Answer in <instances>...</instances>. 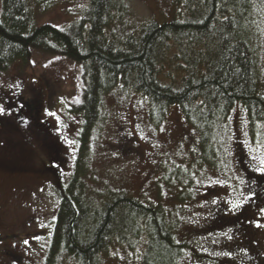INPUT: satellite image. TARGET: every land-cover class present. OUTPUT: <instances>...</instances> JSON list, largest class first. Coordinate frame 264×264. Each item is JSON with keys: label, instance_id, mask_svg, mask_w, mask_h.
I'll list each match as a JSON object with an SVG mask.
<instances>
[{"label": "rangeland", "instance_id": "obj_1", "mask_svg": "<svg viewBox=\"0 0 264 264\" xmlns=\"http://www.w3.org/2000/svg\"><path fill=\"white\" fill-rule=\"evenodd\" d=\"M28 1L32 27L56 28L77 20L89 2ZM193 1L197 8L207 2ZM252 3L244 27L252 29L248 35L264 89V0ZM124 4L128 17L112 25L117 40L150 21L180 18L188 0ZM27 67L17 61L0 72V105L6 108L0 115V264L43 263L58 192L74 174L78 151L81 120L67 109L79 100L80 73L71 62L44 55L33 56ZM252 156L264 157V130L258 129L252 140L239 107L216 129L212 145L201 149L199 134L177 107L155 124L143 99L116 91L103 98L101 119L87 148L82 167L86 204L94 212L113 195L125 194L160 209L167 224L177 229L176 240L190 248L178 264H206L203 258L229 264L227 259L245 252V242L256 246L254 253L246 249L255 261L249 264H264V176L254 171L258 161ZM250 192H255L251 200L231 208ZM146 242L142 233L131 242L132 249L128 244L110 248L101 264H142ZM60 259L58 264H76Z\"/></svg>", "mask_w": 264, "mask_h": 264}, {"label": "trees", "instance_id": "obj_2", "mask_svg": "<svg viewBox=\"0 0 264 264\" xmlns=\"http://www.w3.org/2000/svg\"><path fill=\"white\" fill-rule=\"evenodd\" d=\"M192 1L180 18L150 21L117 40L112 25L128 17L124 0H89L79 18L63 28L32 27L28 0H0V72L17 61L29 67L33 56L44 55L71 62L83 83L79 100L67 109L81 120L75 170L58 192L42 264H58L62 257L101 264L110 248L128 244L132 249L131 242L142 233L147 235L142 264H178L190 251L176 240L177 229L160 209L125 194L113 195L90 212L82 167L105 96L116 91L139 96L155 124L177 107L199 134L201 149L212 145L216 129L236 107L245 114L252 140L258 129L264 130V89L248 35L252 29L244 27L253 0H207L202 8ZM242 248L245 252L227 259L229 264L255 262ZM203 262L218 264L210 258Z\"/></svg>", "mask_w": 264, "mask_h": 264}, {"label": "snow or ice", "instance_id": "obj_3", "mask_svg": "<svg viewBox=\"0 0 264 264\" xmlns=\"http://www.w3.org/2000/svg\"><path fill=\"white\" fill-rule=\"evenodd\" d=\"M33 63H35V62L33 61ZM46 113H47V110H46ZM5 114H6V108H5L3 105H0V115H5ZM47 114H49V115H55L54 113H47ZM23 123L26 124V123H28V121L25 119V120H23ZM251 160H253V161H258V164H257V166L254 168V171H255L258 175L264 176V157L252 156V157H251ZM54 166H57V167H58V165H54ZM241 183H244V181L241 180ZM254 196H255V192H250V193L247 195V197H246V199H245L244 201H241V202H239V203H232V204H231V208H232V209H235V208H238V207H242L243 204H244L245 202H247V200H251ZM212 203L215 204L216 201L213 200ZM260 211H261V213H264V208L260 209ZM257 226H259V225H257ZM24 243H25V244H28V241L25 240Z\"/></svg>", "mask_w": 264, "mask_h": 264}, {"label": "flooded vegetation", "instance_id": "obj_4", "mask_svg": "<svg viewBox=\"0 0 264 264\" xmlns=\"http://www.w3.org/2000/svg\"><path fill=\"white\" fill-rule=\"evenodd\" d=\"M243 218H244V216H242ZM243 246H245L248 250H249V252L251 251H253V253H254V250H256L255 248H256V246L254 245V243L253 242H245V243H243Z\"/></svg>", "mask_w": 264, "mask_h": 264}]
</instances>
